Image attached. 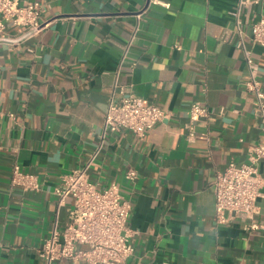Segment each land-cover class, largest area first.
<instances>
[{"label": "crops", "instance_id": "0c3cea01", "mask_svg": "<svg viewBox=\"0 0 264 264\" xmlns=\"http://www.w3.org/2000/svg\"><path fill=\"white\" fill-rule=\"evenodd\" d=\"M40 1V31L22 34L6 21L0 37V264H48L40 247L65 227L74 201L59 204L55 188L85 166L98 186L115 182L131 201L134 252L121 264H264V194L258 227L244 212L215 220L217 171L248 162L264 136L236 45L239 0ZM241 16L264 90V45L250 38L264 0ZM115 85L118 95L135 93L168 115L144 135L126 128L104 135ZM196 100L212 114L191 137ZM15 163L38 176L39 189L12 184ZM130 167L135 179L126 176ZM258 167L264 173V159Z\"/></svg>", "mask_w": 264, "mask_h": 264}, {"label": "built area", "instance_id": "2783aa9c", "mask_svg": "<svg viewBox=\"0 0 264 264\" xmlns=\"http://www.w3.org/2000/svg\"><path fill=\"white\" fill-rule=\"evenodd\" d=\"M253 1L257 0H239L233 13L236 21V45L242 50L248 69L245 86L255 95L256 109L262 119L264 132V90L259 78V63L253 50L247 45V32L241 16L243 7ZM150 3L169 5L165 0H150ZM45 6L46 2L40 0H0V37L6 36V21L21 26L22 34L40 31ZM137 17L139 20L141 14H137ZM250 38L253 43L264 45V16L252 22ZM131 43L132 39L125 48L121 63L127 58ZM119 92L120 95L117 94L115 85L105 116L104 135L123 128L137 135H144L168 115L167 110L156 102L135 93H126L122 89ZM211 114V108L200 101L191 103L187 124L191 137L195 135V124L202 119H209ZM262 159L264 136L262 141L251 147L248 162L239 164L231 161L224 169L217 171L212 181L216 223L228 222L244 212L253 220L251 227H258L253 218L260 211L258 198L264 194V173L258 167ZM126 176L135 179L138 172L130 167ZM12 184L21 185L26 190L40 188L38 176L23 171L18 163L13 166ZM55 193L59 204H64L69 196L74 201L65 227H55L40 247V255L48 264L61 258L85 260L93 264H121L133 254L131 236L134 230L128 223L132 204L124 197L118 184L112 182L105 187L98 186L89 178L88 167L85 166L64 175L62 183L55 188Z\"/></svg>", "mask_w": 264, "mask_h": 264}]
</instances>
